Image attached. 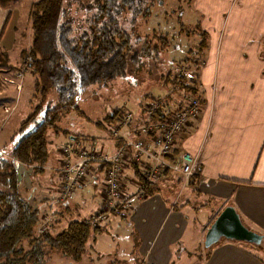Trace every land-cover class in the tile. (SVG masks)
I'll return each mask as SVG.
<instances>
[{
    "label": "crops",
    "instance_id": "1",
    "mask_svg": "<svg viewBox=\"0 0 264 264\" xmlns=\"http://www.w3.org/2000/svg\"><path fill=\"white\" fill-rule=\"evenodd\" d=\"M191 14L196 16L194 11ZM9 16L0 29L2 51ZM203 22L211 41L199 75L203 107L200 116L177 135L174 152L186 151L196 157L195 174L188 183L175 174H165L156 182L155 192L142 199L132 197V210L118 215L125 226L119 224L115 237L103 241L107 234L103 228L88 242L97 254L114 255L119 264H264V250L259 249L260 254L245 242L223 239L212 246L208 258L203 245L206 230L228 205L236 209L246 227L264 236V0H227L215 21ZM23 56L13 64L8 62L7 70H15ZM59 146L50 149L48 144L45 171L31 177L37 192L26 195L43 211L54 196L50 192L57 183ZM125 174L132 178V169L128 167ZM95 175L88 180L92 208L102 201L104 187ZM48 178L52 181L45 186ZM134 190L129 184L127 194L132 196ZM66 207L72 212L76 209ZM58 218L56 227L67 224L60 222L68 221L66 214ZM125 241L127 255L120 249ZM194 244H202L197 259L187 251Z\"/></svg>",
    "mask_w": 264,
    "mask_h": 264
},
{
    "label": "trees",
    "instance_id": "2",
    "mask_svg": "<svg viewBox=\"0 0 264 264\" xmlns=\"http://www.w3.org/2000/svg\"><path fill=\"white\" fill-rule=\"evenodd\" d=\"M13 1L0 0V6L8 7ZM163 1L156 0L154 4L148 3V0L33 1L29 14L32 41L30 48L23 52V59L27 58L32 73L37 75L44 91L48 88L56 91L59 105L46 109L37 126L22 136L8 155L0 151V264H47L52 254L81 262L85 258L89 260L88 249L91 247H88V242L103 232L102 225L92 226L84 219H73L75 215L64 205L66 201L54 203V196L47 210L37 208L25 194L19 192L18 167L22 165L28 168L34 176L45 171L49 158L46 132L49 128L58 129L57 122L64 111L75 105L74 94L77 89L83 90L122 77L127 71L137 69L141 62L144 64L145 60L158 53V46H152L149 37L140 39L135 36L134 27L137 17L147 15L150 7ZM74 5L83 12V18L75 19L72 14ZM126 21L132 27L131 31H128L130 26L126 25ZM201 37L198 51L200 56L196 59L186 56L181 60L190 63L196 71L204 63V50L208 40L205 32H202ZM132 41L140 46L139 50H133ZM163 41L168 43L167 34L160 37V42ZM0 64L10 67L7 65V55L1 49ZM165 78L168 83L173 81L170 75ZM182 88L195 96L200 89L198 75L193 74L183 81ZM142 107L143 104L141 111ZM170 111L171 109H167L166 115ZM124 112L128 111L115 112L110 117L111 122L119 121ZM140 115L141 112L137 115L138 119L133 117L130 126L141 122ZM157 118L164 119V115L159 114ZM112 135L115 149L140 137L131 127L125 136L122 133ZM72 138L65 142L72 143L76 148L81 147V140H94L80 135H72ZM175 150L174 146L173 159L178 156L174 153ZM128 161L129 168L133 171L132 177L138 178L135 164L130 159ZM105 165L96 166L90 178L93 179V174H96L97 181L104 182ZM60 167L58 162L57 175ZM58 181L57 178V186ZM155 184L156 182L144 183L146 196L155 192ZM104 189L105 184L102 201ZM109 213L119 215L123 211H110L108 215ZM64 214L68 217L67 224L56 227L59 215ZM45 215H49L50 222L46 232L42 233L40 228ZM211 248L205 249V258L209 257ZM259 248L264 250V244Z\"/></svg>",
    "mask_w": 264,
    "mask_h": 264
},
{
    "label": "rangeland",
    "instance_id": "3",
    "mask_svg": "<svg viewBox=\"0 0 264 264\" xmlns=\"http://www.w3.org/2000/svg\"><path fill=\"white\" fill-rule=\"evenodd\" d=\"M33 1L35 0H14L8 7L0 8V29L3 28L7 16L10 15L4 29L5 42L3 44V52L9 59V61L7 59V63L10 62L13 64L21 53L30 48L32 37L29 14ZM155 1L148 0V3L152 2L154 4ZM226 1L164 0L150 7L147 15L137 17L136 27H134L135 36H138L140 39L149 37L148 39L151 45L158 46V53L153 54L147 61L145 60L144 64L141 62L136 67L137 69L127 71L126 75L122 77H117L105 84H96L83 90L77 89L75 91V105L64 111V114L57 122V130L49 128L46 132L50 149H55V146L60 145L58 148V162L62 160L60 153L63 148L62 145L66 143L64 141L69 140L72 135H80L94 139L81 140V143H79L81 147H78V149L82 147L83 149L92 148L104 151L109 155L114 154L116 149L114 148V139L111 137L113 136L112 128L119 124V121L113 120L111 122L110 117L115 112L128 111L136 116L135 119H138L139 116L137 115L141 112V105L147 99L170 101L171 97L167 96L169 92L168 82L165 78L167 75L171 76L170 64L180 62L186 56L196 59L202 38L201 34L205 32L208 35V40L204 50V63L199 66L197 71L190 63L188 64L190 71L199 77L206 62L208 47L211 44L210 32L205 28L206 23L203 20L207 21L212 18L215 21V18L222 12ZM193 11L196 13L195 17L191 14ZM72 14L77 20L84 16L77 5L73 6ZM130 19L131 17L128 18V21ZM79 24L80 22L76 23L75 26ZM131 28V26L130 28L128 27V31H131ZM164 34H167L168 43L164 41L160 42V37L164 36ZM132 45L134 51L139 50L140 46L137 43L132 41ZM262 45L264 47V40ZM261 56L264 60V48ZM24 59L20 64H17L15 70L13 68L12 70H7L8 66H2L0 64V69H4L0 71V151L4 155H8L19 139L37 126L44 117L46 109L55 108L59 105L56 91L52 88L44 91L42 85L39 84L37 75L32 73V68L29 67L28 61H26V64L29 70L21 78L16 77L17 70L22 64L24 66ZM262 74L264 75V67ZM204 79H206V76H204ZM11 80L21 83V87L18 89L16 84L10 82ZM177 93V95L175 93L176 96H173V98L180 99L183 97L182 92ZM185 93L192 95L188 92ZM195 96L199 99L202 98L200 89ZM170 106L171 108H175V105L171 102ZM202 107L201 102V109ZM18 173L20 178L19 192L33 196L37 192L35 189L38 186L34 187V189L31 186L32 175L30 174V170L20 165L18 167ZM175 176L183 180L181 176L177 174ZM21 179L24 184H21ZM51 181L48 178L45 186H48ZM36 182L41 183L42 180L37 179ZM87 183L85 188L76 190L72 194V197L66 200L65 206L70 207V205H73L76 207L73 210L74 212H72V215H75V217H72L73 219L83 220L96 212L97 206L92 208L93 201L90 200L91 194L88 193V191L90 192L91 185L90 182ZM52 190L50 195H55L57 183L52 185ZM64 220L62 219L60 222L62 224L66 223L67 220ZM119 224L124 227L125 220L118 215L109 213L107 220L102 226L107 231V234L105 232L102 236L103 241H106L108 238L111 240L115 237V230L119 227ZM59 226L57 227L60 228ZM192 233L194 232L192 231ZM127 246L128 243L125 241L120 248L121 251H125L124 255L128 254ZM201 246L202 244H197V246L194 244V248L189 249L187 247V251L193 253L192 257L197 259ZM257 248L256 250L258 252L259 249L262 250L259 247ZM88 257L89 260L85 258L81 262V260H70L67 257L60 258L52 254L47 264H108V260L112 261L110 264L122 263L117 262L114 255H99L92 248L88 249ZM135 262H130V264H139Z\"/></svg>",
    "mask_w": 264,
    "mask_h": 264
},
{
    "label": "built area",
    "instance_id": "4",
    "mask_svg": "<svg viewBox=\"0 0 264 264\" xmlns=\"http://www.w3.org/2000/svg\"><path fill=\"white\" fill-rule=\"evenodd\" d=\"M26 61L27 58L23 61L24 66L22 64L17 70V78H21L29 70ZM169 69L173 81L168 83L167 96L171 97V100L147 99L143 103L140 115L142 120L137 123L138 125L130 126L135 116L124 112L119 124L112 128L115 135L122 133L125 136L131 127L136 135L140 136L138 139L128 141L112 155L92 148L78 149L69 142L62 145L60 153L62 160L54 203L64 202L76 190L82 189L96 166L100 164H106L103 170L105 192L99 209L86 219L92 226H99L105 222L110 211L121 213L131 210L134 206L133 196L139 199L146 197L144 183L157 182L167 173H175L186 182L192 180L197 166L196 157L182 151L173 159L172 148L175 146L177 135L200 116L201 103L198 97L187 95L182 88V82L193 75L188 63L174 62L170 64ZM10 82L20 88L19 82L15 80ZM177 92H182L183 97L173 98ZM170 102L175 108H171ZM167 109H171L169 115H166ZM159 114H163L164 119H158ZM129 159L136 166L138 178H129L125 174L130 165ZM129 184L135 188L132 196L127 194ZM49 222V215H45L40 228L42 233L48 229Z\"/></svg>",
    "mask_w": 264,
    "mask_h": 264
},
{
    "label": "water",
    "instance_id": "5",
    "mask_svg": "<svg viewBox=\"0 0 264 264\" xmlns=\"http://www.w3.org/2000/svg\"><path fill=\"white\" fill-rule=\"evenodd\" d=\"M245 242L262 247L264 236L244 225L236 209L226 206L210 224L204 236V248L209 249L221 240Z\"/></svg>",
    "mask_w": 264,
    "mask_h": 264
}]
</instances>
